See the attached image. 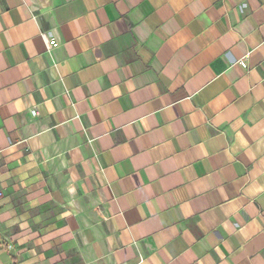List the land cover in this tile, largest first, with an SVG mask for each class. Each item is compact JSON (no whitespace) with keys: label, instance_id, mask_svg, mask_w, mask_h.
Masks as SVG:
<instances>
[{"label":"crops","instance_id":"0c3cea01","mask_svg":"<svg viewBox=\"0 0 264 264\" xmlns=\"http://www.w3.org/2000/svg\"><path fill=\"white\" fill-rule=\"evenodd\" d=\"M0 264H264V0H0Z\"/></svg>","mask_w":264,"mask_h":264},{"label":"built area","instance_id":"2783aa9c","mask_svg":"<svg viewBox=\"0 0 264 264\" xmlns=\"http://www.w3.org/2000/svg\"><path fill=\"white\" fill-rule=\"evenodd\" d=\"M238 63L240 64V66H241L242 68H245V67H246V64L244 63V60H243V59H240V60L238 61ZM31 114H32V115H35V111L32 110V111H31Z\"/></svg>","mask_w":264,"mask_h":264}]
</instances>
